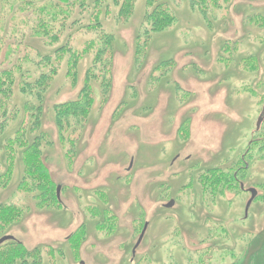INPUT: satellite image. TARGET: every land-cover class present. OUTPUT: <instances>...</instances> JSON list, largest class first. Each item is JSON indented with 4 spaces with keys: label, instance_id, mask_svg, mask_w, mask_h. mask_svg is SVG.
Segmentation results:
<instances>
[{
    "label": "rangeland",
    "instance_id": "1",
    "mask_svg": "<svg viewBox=\"0 0 264 264\" xmlns=\"http://www.w3.org/2000/svg\"><path fill=\"white\" fill-rule=\"evenodd\" d=\"M30 1L0 0V70L13 67L16 78L0 98V181L13 162L0 206L20 211L0 238L29 253L13 264H264V0H208L206 14L192 0H163L175 21L147 38V0L128 16L123 0H106L100 22L111 43L100 60L102 34L87 27L94 0ZM86 92V117L61 114V126L59 107ZM22 130L40 139L56 200L48 205L23 147L6 151ZM208 172L233 175L235 188L208 186ZM249 188L257 196L246 216Z\"/></svg>",
    "mask_w": 264,
    "mask_h": 264
},
{
    "label": "trees",
    "instance_id": "2",
    "mask_svg": "<svg viewBox=\"0 0 264 264\" xmlns=\"http://www.w3.org/2000/svg\"><path fill=\"white\" fill-rule=\"evenodd\" d=\"M76 1V0H75ZM104 1L106 0H94V21H92L90 24H88V28H93L96 30H99L101 32V41L104 44V47L100 48L99 53L97 54V58L100 60L101 56L104 52V50L106 48H110V35L109 34H103L104 32L102 31V24L100 22V15L102 13V5L104 4ZM116 3H120V0H115ZM80 2L82 3V1L80 0ZM31 3L30 0H23L22 5H26ZM75 3V2H73ZM192 3L194 6H197L204 14H206L208 12V7H209V1L208 0H192ZM134 4V0H123L121 7H120V11L119 14L122 16H128L131 11H132V7ZM147 4L149 7V12L146 15L147 18V23L150 26L149 29H146L145 31V37L147 38L149 36V33L152 31H160L163 30L165 28H167L168 26H170L174 21V15H172V13L168 10V8L165 7V1L163 0H147ZM212 4V3H211ZM22 5H20V7H22ZM220 4L217 2V0H214L213 5L212 6H219ZM40 11L42 12L43 10L40 9ZM44 17L41 16L40 14V20L41 22H45V19H43ZM258 19L262 22V24H264V17H261ZM17 31H15L14 33H16ZM103 32V33H102ZM59 34L55 33L54 35H52V38L54 40H57V36ZM1 39H0V45H1ZM64 46V45H63ZM63 46H60L58 48L59 50L64 49ZM61 52V51H60ZM65 53L69 52V48H65L64 50ZM64 52L60 53V56L64 55ZM78 51H74V53H71L70 59H71V68L74 69L76 66V61L78 58ZM97 60V59H96ZM13 65L16 66L17 70L19 73L23 74V69H22V59L21 57H18L17 59H15L13 61ZM255 67V66H254ZM13 67L11 69H2L0 70V98L2 97L3 94H5V96L9 95L12 92V85H14V83L16 82V78H15V73L13 72ZM55 70V68H54ZM26 74V73H24ZM44 77L43 74H40L38 77L39 83H43L42 78ZM26 84L27 86H31V82L27 81ZM45 85V84H44ZM43 84L41 86L36 85V92H34L37 97H43V93H44V86ZM27 86H25V88H27ZM87 88V87H86ZM85 89V88H84ZM34 91V89H30V93H32ZM8 102V101H7ZM90 96H89V92H86L84 94V98L82 100H75V101H70L67 103H64L61 105V108L59 107L58 109V122L61 126L64 127V123L62 125V121H61V117L60 115L64 114L66 116V118L68 119V117L70 116V113H72L71 115L74 116L77 115L76 118L80 117V120L84 119L89 111L90 108ZM8 104H4V110L7 109ZM41 106H39L38 111L40 109ZM64 110V111H63ZM76 112V114H75ZM37 109H36V113H33L34 116L37 115ZM39 114V113H38ZM74 114V115H73ZM33 116V117H34ZM36 119V118H35ZM66 119V120H67ZM76 120V119H74ZM37 119L34 120L33 123V127L32 130H36V126H37ZM77 122V121H76ZM60 126V127H61ZM63 127H61V129H63ZM27 133H24L23 130L22 131H18L17 133V137L12 139L7 140L8 143L6 144L7 146V153L9 154L10 158L11 155L13 153L14 150V146L15 144H18L20 147H23V154H24V158L26 159V167H27V173L28 176H32L34 179L39 180L38 178H40L41 182L44 181L43 184L40 183L41 186L40 190L41 193L37 195L38 198L41 197V200L39 201V205H48L50 204V201H56L55 197H54V193L52 190V182L50 179V175L46 169V167L43 165V162L41 160V147H40V139L39 137L33 141L30 142L29 139L25 138ZM14 142V144L12 143ZM1 148V147H0ZM10 149V150H9ZM13 163V162H12ZM9 164L8 166V172L5 174V177H3L4 179L2 181H0V183H5L8 180L7 175H9V173L12 171L13 169V164ZM239 172V171H238ZM205 177V176H204ZM214 178V179H212ZM27 179L22 180L21 185H23V187L25 189H30V187L28 186V182L26 181ZM205 184V179L204 182ZM206 184L208 186H212L213 188L218 187L220 188L221 192L224 191V189H234L235 185H236V179L234 178L233 175H229V174H223L221 173L220 175L215 172V173H210L208 172V179L206 180ZM219 190V191H220ZM20 211L19 209H17L14 206H10V205H1L0 206V231L4 228V225L8 222H10L12 219H14L16 216H19ZM7 242V243H6ZM4 243L7 244V246H10L11 248L9 250L6 251V261L5 263L7 264H13L14 262V257L16 256H24L25 254H28L25 250V248L23 247L22 243L15 241L14 240H8ZM3 243V244H4ZM37 261H34L33 264H35ZM23 264H29L28 262H24Z\"/></svg>",
    "mask_w": 264,
    "mask_h": 264
},
{
    "label": "water",
    "instance_id": "3",
    "mask_svg": "<svg viewBox=\"0 0 264 264\" xmlns=\"http://www.w3.org/2000/svg\"><path fill=\"white\" fill-rule=\"evenodd\" d=\"M263 116H264V108L262 110L261 115L258 118V121H257V129H259L260 126H261V123L263 121ZM241 189L245 190L243 183H241ZM59 190H60V187L57 188V195H58V197H59ZM247 191L250 192L251 197H250V199L248 200V202L246 204V209H245L246 210V216H248V212H249L250 206H251V204L253 203L254 199L257 196V190L255 188H249V189H247ZM173 205H174V201L172 200V201H170L169 203L166 204V207H172ZM146 228H147V224L144 226V229L142 230V233L140 234V237H139V239H138V241H137V243H136V245L134 247L133 253L136 252L137 247L142 242L143 237H144V234L146 232ZM14 239L15 238L13 236H11V235L2 236L0 238V245H2L4 242H6L8 240H14Z\"/></svg>",
    "mask_w": 264,
    "mask_h": 264
}]
</instances>
